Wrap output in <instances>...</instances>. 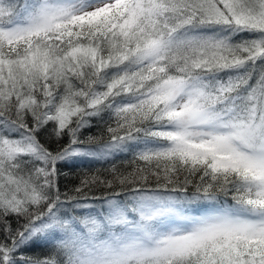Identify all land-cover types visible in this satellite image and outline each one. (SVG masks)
Returning <instances> with one entry per match:
<instances>
[{"label": "snow or ice", "instance_id": "1", "mask_svg": "<svg viewBox=\"0 0 264 264\" xmlns=\"http://www.w3.org/2000/svg\"><path fill=\"white\" fill-rule=\"evenodd\" d=\"M0 264H264V0H0Z\"/></svg>", "mask_w": 264, "mask_h": 264}, {"label": "trees", "instance_id": "2", "mask_svg": "<svg viewBox=\"0 0 264 264\" xmlns=\"http://www.w3.org/2000/svg\"><path fill=\"white\" fill-rule=\"evenodd\" d=\"M92 131H93V133H95L96 130L93 129ZM105 138H106V137H105ZM96 167H103V165L98 164V165H96Z\"/></svg>", "mask_w": 264, "mask_h": 264}]
</instances>
